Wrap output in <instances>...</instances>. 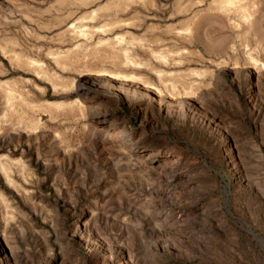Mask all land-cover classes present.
Wrapping results in <instances>:
<instances>
[{
    "label": "rangeland",
    "instance_id": "1",
    "mask_svg": "<svg viewBox=\"0 0 264 264\" xmlns=\"http://www.w3.org/2000/svg\"><path fill=\"white\" fill-rule=\"evenodd\" d=\"M0 264H264V0H0Z\"/></svg>",
    "mask_w": 264,
    "mask_h": 264
}]
</instances>
